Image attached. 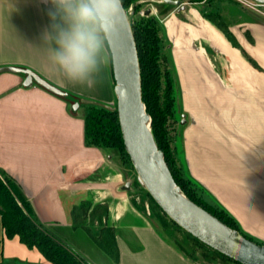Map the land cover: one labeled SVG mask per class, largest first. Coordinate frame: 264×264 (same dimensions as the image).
I'll use <instances>...</instances> for the list:
<instances>
[{
  "label": "crops",
  "instance_id": "crops-1",
  "mask_svg": "<svg viewBox=\"0 0 264 264\" xmlns=\"http://www.w3.org/2000/svg\"><path fill=\"white\" fill-rule=\"evenodd\" d=\"M216 3L239 46L264 68V18L232 0ZM186 4L165 14L151 11L167 41L181 105L192 118L180 130L178 158L216 196L215 204L264 241V71L196 6L189 9L192 18L183 17ZM51 7L48 0H0V66L30 69L81 101L116 104L111 59L91 87L71 84L53 70L43 43ZM25 76L0 72V168L20 185L38 220L58 226L56 232L81 246L91 264H203L130 203L120 171L111 170L102 148L85 143L78 101L36 80L25 86ZM85 202L87 224H75L74 208ZM90 234L93 242L83 249ZM0 264L55 263L18 236L9 238L0 215Z\"/></svg>",
  "mask_w": 264,
  "mask_h": 264
},
{
  "label": "trees",
  "instance_id": "trees-1",
  "mask_svg": "<svg viewBox=\"0 0 264 264\" xmlns=\"http://www.w3.org/2000/svg\"><path fill=\"white\" fill-rule=\"evenodd\" d=\"M182 1L192 2L201 15L221 29L233 45L239 47L246 58L255 67L264 71V68L239 46L235 37L229 31L231 20L226 15L222 14V11L217 9L216 2L220 0ZM122 3L129 13V19L137 44L142 78V96L146 109L151 116L152 132L159 148L162 149L165 154V159L176 182L191 200L204 207L229 226L237 228L246 237L256 241L251 235L242 231L240 224L230 212L205 198L203 192L196 186V183L190 178L183 176L180 169L177 168L175 155L171 147V138H169V133L167 131V119L170 115L172 117L177 111L176 98L179 92L177 88L178 85L173 79L174 77L170 68H168L170 57H167V53L163 50L164 40L159 26V19L157 15L152 12L148 14L146 12L144 14L141 13V9L144 8L143 0H122ZM160 3L161 4L157 3V8L162 5L166 9L162 10L159 7V14H165L171 8L175 7V5L165 1ZM236 11L238 15L241 14L239 9H236L235 12ZM163 65L166 66V68H162ZM163 78L164 85L161 84ZM63 98L70 101H80V97L72 93H68L67 96H63ZM82 105L84 106L82 115L84 118L85 143L88 146L99 148H120L130 160L122 139L117 105L115 104L114 107L104 103ZM190 181L193 182V184H191ZM146 193L150 195L147 191ZM0 215L5 233L9 238L18 236L21 242L30 248H37L48 260L55 264H91L76 249L70 246L69 243L59 239L38 220L28 197L25 195L20 185L2 168H0ZM81 217L82 208L76 206L73 211L74 223L76 224ZM187 233L200 241L189 232ZM174 243L191 259L198 260L197 257H194L187 249L182 248L179 243ZM259 243H264V241ZM203 244L232 260L234 263L242 264L220 253L207 244Z\"/></svg>",
  "mask_w": 264,
  "mask_h": 264
},
{
  "label": "water",
  "instance_id": "water-1",
  "mask_svg": "<svg viewBox=\"0 0 264 264\" xmlns=\"http://www.w3.org/2000/svg\"><path fill=\"white\" fill-rule=\"evenodd\" d=\"M164 1L184 8L181 0ZM256 1L264 4V0ZM151 11V8L146 9L147 14ZM113 53L111 67L122 139L139 182L164 213L201 242L242 264H264V243L246 237L237 228L229 226L191 200L176 182L165 154L159 148L152 132L151 116L142 96L137 44L129 13L124 5L122 23ZM4 71L25 73V86H31L36 80L58 95L68 94L30 69L0 66V72ZM130 187L129 181L122 185L124 190Z\"/></svg>",
  "mask_w": 264,
  "mask_h": 264
},
{
  "label": "clouds",
  "instance_id": "clouds-1",
  "mask_svg": "<svg viewBox=\"0 0 264 264\" xmlns=\"http://www.w3.org/2000/svg\"><path fill=\"white\" fill-rule=\"evenodd\" d=\"M43 34L53 70L71 84L91 87L113 56L122 0H48Z\"/></svg>",
  "mask_w": 264,
  "mask_h": 264
},
{
  "label": "rangeland",
  "instance_id": "rangeland-1",
  "mask_svg": "<svg viewBox=\"0 0 264 264\" xmlns=\"http://www.w3.org/2000/svg\"><path fill=\"white\" fill-rule=\"evenodd\" d=\"M186 2H187V4H186V8L184 9L185 11H182L181 15L183 17L192 18V15L189 12V9L191 7L194 8L195 5L190 4L189 1H186ZM159 4H161V3L159 2ZM156 5H157V3L152 2V0H144V8L141 10L144 11V13H145L147 8H151L153 10H156L159 13V10H158L159 7L162 10L166 9L162 5L158 6V8H157ZM202 7H205V6H202ZM246 10L250 11L253 14L254 18H258V17L264 18V15H262L260 12L252 11L249 9H246ZM263 10H264V8H263ZM240 12L244 13L245 11L241 10ZM163 50L167 53V57H170V54L167 50V41L163 42ZM163 66H162V68H166V66H164V67ZM168 68H170L172 75L174 77L173 79L176 82V84L178 85L177 88H178V92H179V93H177V98H176L177 111L172 115V117L170 115L167 119V131L169 133V138H171V147H172L174 155H175L176 166L178 169H180L183 176L187 175L188 178L190 177V179L194 183H196V186L199 188V190H201L203 192V195L205 198H207L209 201H211L213 203L214 202L217 203L215 200L216 196L208 188L203 187L200 182H197L193 177L189 176L187 163L185 162V160L183 159L182 164H181V161H179L178 157L179 156L181 158L183 157L182 145H181L182 140H181V137L179 136L180 130H182L183 129L182 126L187 125L192 120V118H191V116H189V112L187 111V109L183 108V106L181 105V102H180L181 88H180L179 81L177 78L176 70L174 69V67L171 63V59H169ZM161 84L164 85V78H163ZM82 104H86V105L87 104H96V102L81 101V100L78 101L77 107H78V110L80 111V113H83V111H84V106ZM114 106H115V104L112 105V107H114ZM182 120H183V122H182ZM102 149L104 151L105 161H107L108 157H109V160L111 161V163H110L111 164V170L115 169L116 171H120V176L122 178V185L128 181L131 182V187L128 190H123V192L130 195L129 196L130 203L133 206H135V208H137L139 211H141V213L148 216L151 219V221L155 225H157L165 234H167L172 241L179 243V245L182 248L187 249L189 253H191L194 257H197V259L203 264H236L232 260H230L227 257L213 251L212 249H210L209 247H207L206 245H204L200 241H198L195 238H193L192 236H190L183 228H181L180 226L175 224L172 221V219L166 213H164L162 211V209L160 207H158L157 203L153 200V198L146 193L147 190H144L146 188L139 182V180L137 178V173L135 171L133 164L131 163V161L129 160V158L123 152L122 149L113 148V147L102 148ZM182 166H184V171H183ZM193 182H191V184H193ZM91 191H88V193L90 194ZM213 196H215V198ZM87 204H88V202H85L82 205H80L82 210L85 209ZM96 218L97 217L95 216L93 218V220H91L89 223L94 224V221ZM100 222L97 223V226L100 225L99 224ZM76 224H78V225L87 224V222L85 221V217L79 218ZM44 226L46 228H48L50 231H52L59 239H62L66 242L68 241V240H66L65 237H62V235H60L56 232V230L59 228L58 226L57 227L56 226H50V225H44ZM240 228L245 233L251 235L257 242H263V240L260 239L259 236H254L253 234L247 232L241 226H240ZM90 232L93 234L92 231H90ZM88 236H89V234H88ZM90 236H91V234H90ZM82 240H83V246L82 247H83V249L87 250L88 246L91 245L93 242L92 236L88 237V238L83 237ZM67 243H69V242H67ZM72 245L70 243V246H72L74 249H76V248L80 249L79 251H81V255H84L82 248H80L81 246H79L77 244H72ZM84 257H85V255H84Z\"/></svg>",
  "mask_w": 264,
  "mask_h": 264
},
{
  "label": "built area",
  "instance_id": "built-area-1",
  "mask_svg": "<svg viewBox=\"0 0 264 264\" xmlns=\"http://www.w3.org/2000/svg\"><path fill=\"white\" fill-rule=\"evenodd\" d=\"M233 1L237 2L240 6H242L245 9L260 12L262 15H264L263 3H260L256 0H233ZM141 13L143 14L144 11L141 10Z\"/></svg>",
  "mask_w": 264,
  "mask_h": 264
},
{
  "label": "flooded vegetation",
  "instance_id": "flooded-vegetation-1",
  "mask_svg": "<svg viewBox=\"0 0 264 264\" xmlns=\"http://www.w3.org/2000/svg\"><path fill=\"white\" fill-rule=\"evenodd\" d=\"M162 1H164V0H152V2H156V3H159V2H162ZM182 1V0H181ZM183 3L185 2V1H182ZM176 6V5H175ZM177 7H179V6H177Z\"/></svg>",
  "mask_w": 264,
  "mask_h": 264
}]
</instances>
